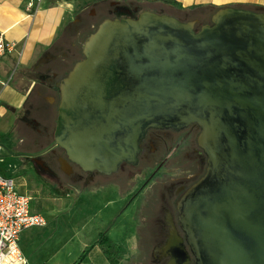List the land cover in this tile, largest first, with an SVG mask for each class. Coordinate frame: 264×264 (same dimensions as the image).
I'll list each match as a JSON object with an SVG mask.
<instances>
[{
  "label": "water",
  "instance_id": "95a60500",
  "mask_svg": "<svg viewBox=\"0 0 264 264\" xmlns=\"http://www.w3.org/2000/svg\"><path fill=\"white\" fill-rule=\"evenodd\" d=\"M57 112L54 144L104 176L137 164L149 129L197 124L207 170L178 204L193 264H264V11L225 8L198 31L152 11L106 20ZM162 252L192 264L172 223Z\"/></svg>",
  "mask_w": 264,
  "mask_h": 264
},
{
  "label": "crops",
  "instance_id": "0c3cea01",
  "mask_svg": "<svg viewBox=\"0 0 264 264\" xmlns=\"http://www.w3.org/2000/svg\"><path fill=\"white\" fill-rule=\"evenodd\" d=\"M30 1L0 0V37L5 42L15 44L13 52L0 54V127L9 133L16 131L19 137L18 150L38 162L43 171H47L48 161L44 160L47 150H42L46 149L48 139H44L42 134H48L54 141L62 82L83 59V50L89 37L102 22L113 20L110 14L116 3L114 0H41L39 3L33 0L34 7L28 11L26 7ZM173 1L181 8L164 5L168 11L166 15L200 27L210 24L213 15L225 8L249 9L256 6L264 9V0ZM64 160L61 154L56 153V158L50 161L57 176L60 171L67 175L74 173V169L66 166ZM95 183H91L86 192L95 195L99 203L98 197H103L99 186L101 184ZM76 184L89 185L83 182L66 184L67 192L74 196L80 189ZM114 184L111 179L106 182V189L114 190L106 207L93 206L94 212L91 207H87L91 208L89 219L81 225L78 233L92 223L95 225L92 227L98 228V222L102 223L103 230L96 231L92 239H78L81 242V253L70 264L155 262L156 250L152 251V245L145 246L140 239L141 235L148 234L153 227L152 223H148L151 213L136 207L135 203L124 211L125 216H130V222L122 224L125 237L120 239L119 236L118 242V239L110 236L114 231L117 232L114 224L107 226L112 219L110 215L114 211V198L122 196ZM156 219L157 214H154V221ZM104 231H107V250L113 263L100 247L99 238ZM54 237L55 233L51 238ZM36 240V236L28 238L23 249L20 247L28 264L35 260L39 252L34 248ZM121 251H125L126 255H122Z\"/></svg>",
  "mask_w": 264,
  "mask_h": 264
},
{
  "label": "rangeland",
  "instance_id": "374dc122",
  "mask_svg": "<svg viewBox=\"0 0 264 264\" xmlns=\"http://www.w3.org/2000/svg\"><path fill=\"white\" fill-rule=\"evenodd\" d=\"M114 2L116 4L110 14L113 19L136 18L143 11H152L158 14L168 13L164 4L158 1L114 0ZM249 9L264 11L263 8L256 6ZM197 28L199 27L197 26ZM18 139L16 131L9 133L0 127V147L2 149L0 154V174L6 178L14 179L18 185L19 192L32 198L31 210H33V213L42 215L47 222V225L43 228L32 227L24 230L20 235V247L23 249V246L28 242V238L31 239L36 236L37 240L34 248L39 252L35 260L30 262V264H70L81 253V242L78 239H81V237L84 240L92 239L96 231L103 230L101 229L103 227L102 223L95 222L98 228L92 227L95 226L92 223L85 230L78 233L81 225L89 219V210L92 208L94 212L95 206H98V208L106 207L111 198L110 194L114 190L103 188L107 180H95L98 184H101L99 185L101 188H99L103 195V197H98L99 203L96 202L95 195L86 192L90 188L91 183H88L89 185L76 184L80 189L78 190L79 193L74 196L67 192L68 190L65 188V185H71V182L65 181L63 173L60 171L58 174L60 180L44 173L38 162L18 150ZM52 143L53 140L50 141L46 148H49ZM180 171L184 175V172ZM183 175L180 174L181 177ZM172 179L169 184H176L178 181L176 177ZM82 190L83 192H81ZM125 190L126 188L119 192V195H122L120 198H114L115 204L112 206L114 211L111 215L110 213L108 214L110 219L111 217L112 219L107 223V226L114 224L117 229V232L114 231L110 236L118 239V242H120L122 237H125L122 224L126 225V223L130 222V216L124 215V211L128 209L126 208L128 198L124 197L126 195ZM87 207L91 208L88 209ZM81 210L82 212L80 213ZM108 216L105 215V217ZM54 233L55 237L52 239L51 237ZM119 236H121L120 239ZM125 251H121L122 255L125 254Z\"/></svg>",
  "mask_w": 264,
  "mask_h": 264
},
{
  "label": "flooded vegetation",
  "instance_id": "af4514ba",
  "mask_svg": "<svg viewBox=\"0 0 264 264\" xmlns=\"http://www.w3.org/2000/svg\"><path fill=\"white\" fill-rule=\"evenodd\" d=\"M197 26H194L195 31L201 28ZM199 135L200 128L197 124H191L180 130L149 129L140 142L137 164L123 163L118 167L117 172L109 176L82 172L68 162L63 150L55 146L53 141L49 148L42 150H47L44 160L48 161V170L44 173L59 179L50 163L51 159L56 158V153H59L65 158L67 165L74 169L71 175L63 173L65 181L88 184L95 183V180L111 179L118 188V193L126 188L125 197L128 198L126 208L135 203L136 207L151 213L148 223H152L153 227L148 234L141 235L140 239L145 246L152 245V251L156 250V260L153 264L169 263L170 257L164 255L162 248L169 239L171 223L183 239L193 264L185 233L180 227L178 204L187 191L204 177L207 170V157L198 145ZM42 136L48 139V144L52 141L48 134ZM174 177L178 180L176 184H169ZM103 188L106 189V184ZM154 214H157L155 221Z\"/></svg>",
  "mask_w": 264,
  "mask_h": 264
},
{
  "label": "built area",
  "instance_id": "2783aa9c",
  "mask_svg": "<svg viewBox=\"0 0 264 264\" xmlns=\"http://www.w3.org/2000/svg\"><path fill=\"white\" fill-rule=\"evenodd\" d=\"M33 7L31 0L26 8L31 11ZM14 48L15 44L0 37V54L11 53ZM32 201L29 195L19 192L14 179L0 174V264H28L19 246L20 235L26 229L47 225L42 215L32 212Z\"/></svg>",
  "mask_w": 264,
  "mask_h": 264
},
{
  "label": "trees",
  "instance_id": "16d2710c",
  "mask_svg": "<svg viewBox=\"0 0 264 264\" xmlns=\"http://www.w3.org/2000/svg\"><path fill=\"white\" fill-rule=\"evenodd\" d=\"M144 1H149V2H156V1H158V2H160L162 4H164V5H170V6L174 7V8H179V9L181 8V6L178 3H176L175 1H173V0H144ZM106 234H107V231H104L101 234L100 238H99V242L101 243L100 244V247H101V250L103 251V253L113 263V259L110 257V252L107 250V247H108L107 245L109 243V240H108Z\"/></svg>",
  "mask_w": 264,
  "mask_h": 264
}]
</instances>
